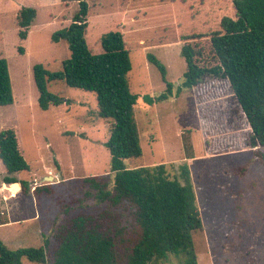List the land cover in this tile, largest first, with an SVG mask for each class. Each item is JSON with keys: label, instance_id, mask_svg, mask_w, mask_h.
<instances>
[{"label": "rangeland", "instance_id": "rangeland-1", "mask_svg": "<svg viewBox=\"0 0 264 264\" xmlns=\"http://www.w3.org/2000/svg\"><path fill=\"white\" fill-rule=\"evenodd\" d=\"M88 6L85 39L90 51L101 53L100 38L114 31L122 34L129 50L127 80L138 98L134 119L142 154L126 160V167L166 164L170 178L183 184L179 168L187 165L202 223L192 234L198 264H264L262 160L256 148L210 150L217 122L228 113L225 84L216 93H209V87L202 89L205 93L181 87L183 38L220 31L222 17L234 18L233 0H91ZM24 7L33 8L35 17L26 39L20 40L16 17ZM77 9L74 0H0V58L7 62L13 95L11 105L0 107V131L11 128L18 137L28 165L19 178L51 183L54 189L38 203L33 195L3 199L0 194V240L11 250L39 247L44 239L52 249L56 226L66 215L95 214L105 207L81 199L78 180L110 174L105 147L110 122L98 117L92 93L62 82L49 84L48 90L62 97L63 104L41 110L32 74L36 64L51 72L61 69L68 46L63 40L53 42L52 35L70 23ZM201 43L207 46L206 40ZM148 54L164 66L172 88L167 100L151 106L141 98L163 93L166 83ZM258 149L264 154V148ZM50 174L52 182L42 181ZM6 175L0 161V185ZM9 190L12 196L16 192L14 186ZM64 207L69 208L66 215ZM7 219L8 224H1ZM161 264L181 262L169 256Z\"/></svg>", "mask_w": 264, "mask_h": 264}, {"label": "trees", "instance_id": "trees-1", "mask_svg": "<svg viewBox=\"0 0 264 264\" xmlns=\"http://www.w3.org/2000/svg\"><path fill=\"white\" fill-rule=\"evenodd\" d=\"M66 1V0H64ZM78 9L70 23L52 35L53 42H66L69 57L59 71H48L42 64L32 68L41 110L63 104V98L48 90L51 83L92 93L97 115L110 122L105 147L110 156V174L79 179L81 199H92L105 207L95 214L66 215L54 231V246L44 239L39 247L17 250L0 240V264H161L169 256L181 264H198L192 234L202 229L195 206L186 164L180 166V178H170L166 164L127 168L125 161L142 154L134 119L137 96L129 90L127 74L131 70L129 50L119 31L100 38L101 53L93 54L85 39L88 26V1L74 0ZM234 18L222 17L220 31L210 36L184 37L181 56L185 63L182 88L207 89L225 84L227 115L217 122L211 151L255 149L264 154V0H233ZM35 10L24 7L17 13L18 37L25 40ZM207 41V46L202 44ZM147 59L160 72L166 89L156 97H142L148 105L168 99L172 94L163 65L152 55ZM206 85V86H205ZM201 86H205L201 88ZM205 93V91H202ZM68 104L69 100L65 101ZM13 103L7 62L0 58V107ZM214 117V114H213ZM235 125H237L235 127ZM0 161L7 175L6 185L20 184L23 195L32 194L38 203L50 197L51 184L34 186L14 175L28 170L14 129L0 131ZM109 176V178H107ZM7 221L1 224H6Z\"/></svg>", "mask_w": 264, "mask_h": 264}, {"label": "crops", "instance_id": "crops-1", "mask_svg": "<svg viewBox=\"0 0 264 264\" xmlns=\"http://www.w3.org/2000/svg\"><path fill=\"white\" fill-rule=\"evenodd\" d=\"M18 180H21L20 178H19V176H18V174H15L14 175ZM52 178V181L54 180V175H51L50 174V176H43L42 177V181H46V180H48V178ZM3 178V177H2ZM2 178H1V185H0V194L2 195L1 197H3V199H14L15 197H17V196H19L20 194H22L21 192H20V184L19 183H12V184H10V185H6V184H4L3 182H2ZM57 180V177H56V179H55V181ZM29 182V185L31 186V184H36V182H35V180L33 179V180H30V181H28ZM42 184H51V183H41V184H36V186L37 185H42ZM52 185V184H51ZM3 186L4 187H6L7 188V190H2L3 189ZM12 186H14L15 187V194L12 196V193L10 192V187H12ZM33 189V187L31 186V190ZM29 195H32V194H29ZM9 223V220L7 219V223L6 224H8Z\"/></svg>", "mask_w": 264, "mask_h": 264}, {"label": "water", "instance_id": "water-1", "mask_svg": "<svg viewBox=\"0 0 264 264\" xmlns=\"http://www.w3.org/2000/svg\"><path fill=\"white\" fill-rule=\"evenodd\" d=\"M48 179L52 182V178L49 177Z\"/></svg>", "mask_w": 264, "mask_h": 264}]
</instances>
